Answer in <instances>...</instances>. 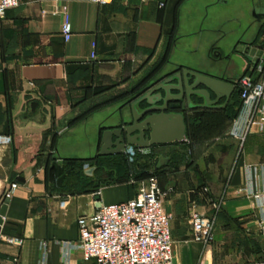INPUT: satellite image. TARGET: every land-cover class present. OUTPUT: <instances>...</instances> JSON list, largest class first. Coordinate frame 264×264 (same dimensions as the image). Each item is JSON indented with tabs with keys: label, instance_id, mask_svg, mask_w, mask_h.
<instances>
[{
	"label": "crops",
	"instance_id": "1",
	"mask_svg": "<svg viewBox=\"0 0 264 264\" xmlns=\"http://www.w3.org/2000/svg\"><path fill=\"white\" fill-rule=\"evenodd\" d=\"M224 1L125 0L99 7L87 0H19L5 13L0 136L9 142L0 145V209L9 185L18 186L2 217L0 264H96L73 247L78 218L133 199L149 179L172 216L174 264L258 263L264 129L254 127L238 147L230 136L240 106L236 92L222 110L184 109L181 144L137 150L132 163L125 154L97 156L101 132L120 125L126 101L152 80L184 68L236 80L248 64L245 75L260 78L264 19L253 11L264 10V1L242 0L245 29L231 20L234 0ZM124 116L128 121L127 111ZM117 173L127 179L105 184ZM192 212L213 220L211 243L192 239Z\"/></svg>",
	"mask_w": 264,
	"mask_h": 264
},
{
	"label": "built area",
	"instance_id": "2",
	"mask_svg": "<svg viewBox=\"0 0 264 264\" xmlns=\"http://www.w3.org/2000/svg\"><path fill=\"white\" fill-rule=\"evenodd\" d=\"M87 1L104 7L125 0ZM18 5L19 0H0V23L5 13ZM62 35L65 41L70 39L68 22L62 25ZM262 71L259 79L243 75L235 80L240 106L232 120L230 136L237 141L239 148L254 127L264 129V59ZM8 142V138L0 136V145ZM137 150L140 151L135 147L126 148L124 154L129 163L133 162ZM17 186V183L9 185L3 193L1 205L10 199ZM171 220L172 216L163 207V193L156 180L149 179L140 185L133 199L101 206L93 214L78 218V240L73 247L81 252L84 261L96 264H174ZM188 222L193 240L204 244L212 242L213 220L192 212ZM261 241L263 253L257 264H264V227Z\"/></svg>",
	"mask_w": 264,
	"mask_h": 264
},
{
	"label": "water",
	"instance_id": "3",
	"mask_svg": "<svg viewBox=\"0 0 264 264\" xmlns=\"http://www.w3.org/2000/svg\"><path fill=\"white\" fill-rule=\"evenodd\" d=\"M217 2L224 3L222 0ZM253 17L258 21L264 19V10L255 8ZM248 69L249 64L243 75ZM235 92V79L206 75L186 68L152 80L122 107L120 125L101 132L97 156L122 155L128 147L143 150L181 144L186 140L184 109L222 110ZM126 111L128 121L124 116ZM95 200L99 202L98 197ZM7 202L0 209V231Z\"/></svg>",
	"mask_w": 264,
	"mask_h": 264
},
{
	"label": "rangeland",
	"instance_id": "4",
	"mask_svg": "<svg viewBox=\"0 0 264 264\" xmlns=\"http://www.w3.org/2000/svg\"><path fill=\"white\" fill-rule=\"evenodd\" d=\"M217 1V0H216ZM222 1H224V0H222ZM254 2H255V5H256V3L257 2H259V1H264V0H253ZM224 3H225V1H224ZM229 5H230V7H231V10L233 11L232 13H231V20H233V19H237V20H239L240 22H241V24H242V27H241V29H243L244 28V24H245V18H246V13H245V11H246V8H245V6L243 5V3H242V0H234V2L231 4V2L229 3ZM258 8H260V7H258ZM242 13V14H241ZM241 19V20H240ZM229 25H230V23L228 24V29H230V27H229ZM247 26V25H246ZM246 26H245V28H246ZM237 27V26H236ZM235 28V27H234ZM234 28L233 29H230V30H234ZM244 28V29H245ZM239 30V29H238ZM244 31V30H243ZM247 36V35H246ZM235 37V33L234 34H231V35H229V39L228 40H230V41H232V39ZM244 54V53H243ZM91 97H94V99H95V95H90ZM125 174L126 173H117V176H118V178H112L111 176H109V177H106L105 179H104V182H105V184H109V182H115L116 180H124V178H125ZM147 176H149V173H136V178H147Z\"/></svg>",
	"mask_w": 264,
	"mask_h": 264
},
{
	"label": "trees",
	"instance_id": "5",
	"mask_svg": "<svg viewBox=\"0 0 264 264\" xmlns=\"http://www.w3.org/2000/svg\"><path fill=\"white\" fill-rule=\"evenodd\" d=\"M128 100H129V99H128ZM128 100H127V101H128ZM127 101H126V102H127ZM84 116H88V114H87V115H84ZM79 120H80V119H77V120L73 121L71 124H74L75 122H78ZM122 161H123L124 163H126V162H125V161H126L125 158H123ZM89 162H90V161H89ZM125 165H127V164H125ZM125 178H126V177H125ZM125 178H124V179H125ZM126 179H127V178H126ZM117 181H118V180H117Z\"/></svg>",
	"mask_w": 264,
	"mask_h": 264
}]
</instances>
